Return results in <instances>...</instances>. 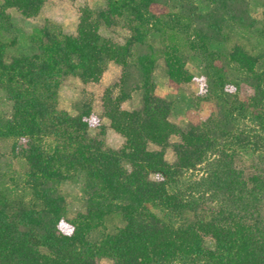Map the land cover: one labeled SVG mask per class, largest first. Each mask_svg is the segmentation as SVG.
<instances>
[{
  "label": "trees",
  "instance_id": "1",
  "mask_svg": "<svg viewBox=\"0 0 264 264\" xmlns=\"http://www.w3.org/2000/svg\"><path fill=\"white\" fill-rule=\"evenodd\" d=\"M46 1L0 0L10 104L0 117V264H264V160H244L264 154V0L260 20L249 0H104L79 9L73 33L50 20L32 27L33 50L8 56L17 45L8 10L32 18ZM160 59L169 87L197 83L184 127L155 91ZM111 62L120 76L103 91L101 116L84 90L74 115L58 107L68 77L97 83ZM136 91L139 106L123 109ZM102 117L119 148L100 138ZM76 177L84 204L69 218L60 186Z\"/></svg>",
  "mask_w": 264,
  "mask_h": 264
},
{
  "label": "rangeland",
  "instance_id": "2",
  "mask_svg": "<svg viewBox=\"0 0 264 264\" xmlns=\"http://www.w3.org/2000/svg\"><path fill=\"white\" fill-rule=\"evenodd\" d=\"M251 14L257 19H261L262 0H249ZM104 0H47L41 11L37 16L32 18L22 17L15 9H9L11 15L13 31L17 37V45L8 50V56L17 55L19 53L30 52L33 50L32 45L28 42L27 37L31 32L32 27L40 25L44 20H50L60 23L62 27L68 32H74L77 24L79 9L87 5L91 8L102 6ZM112 31L117 35L123 36L125 31L119 28H114ZM187 69L198 78L201 73L200 61L195 56H190L187 62ZM120 76V67L114 63H109L107 69L104 71L101 79L97 83L82 84L76 77H68L60 86L58 91V107L62 110L74 115L75 111L72 109L73 102L78 99L82 91L91 94L93 111L102 115L101 97L104 89L118 80ZM153 79L156 85V93L168 100L171 103V112L169 119L176 124L184 127L187 124V112L194 108L195 95L198 90L196 81L180 86L178 89H173L168 86L167 78L164 73L163 61L160 59L155 67ZM140 103V94L138 91L133 92L130 99L122 103V108L132 110L137 108ZM10 114V104L5 99L4 93L0 89V117L7 118ZM199 115L202 118L208 116V110L204 107L199 109ZM101 124L103 131L100 136L104 145L109 148H119L122 145V138L109 127L107 118L102 117ZM97 132L96 130L94 131ZM170 141L177 142L178 138L173 136ZM150 149L157 147L150 144ZM164 157L167 162L173 163L175 155L171 146L165 149ZM260 157H263L261 159ZM244 160L248 162H258L264 160V154H249ZM205 164H202L195 169L184 173L182 180L184 183L197 180L200 178L205 169ZM81 178L76 177L70 181L61 184L60 192L63 194L67 204V215L69 218L83 209V194L81 191ZM205 246L213 247L211 238H205ZM100 264H111V260L103 258Z\"/></svg>",
  "mask_w": 264,
  "mask_h": 264
}]
</instances>
